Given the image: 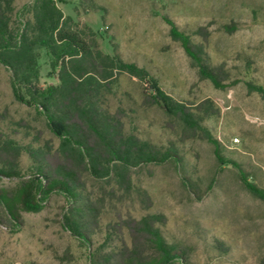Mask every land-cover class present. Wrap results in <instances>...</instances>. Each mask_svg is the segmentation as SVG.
Returning a JSON list of instances; mask_svg holds the SVG:
<instances>
[{"label": "rangeland", "instance_id": "obj_1", "mask_svg": "<svg viewBox=\"0 0 264 264\" xmlns=\"http://www.w3.org/2000/svg\"><path fill=\"white\" fill-rule=\"evenodd\" d=\"M30 0H13L15 27ZM63 16L85 29L100 50L118 55L143 71L139 80L115 75L104 107L118 112L124 131L159 153L174 150L179 162L139 163L129 167L128 180L111 173L84 172L89 197L101 207L100 225L160 215L164 239L184 249L173 264H264V0H57ZM225 26L233 28L227 32ZM207 29V39L194 32ZM89 30V32H88ZM183 31L201 46L207 62L228 74V86L215 88L201 77L172 32ZM38 81L56 84L47 58L39 52ZM175 101L194 109L211 105L213 114L200 126L219 143L221 164L212 144L199 132L156 104H149L148 82ZM204 105V106H205ZM203 108V106H202ZM201 110V109H200ZM200 115V114H199ZM53 149L60 138L48 128L36 106L18 99L10 72L0 64V141ZM20 178L3 179L14 189L29 179L34 165L26 151L19 157ZM36 212H22L13 222L0 207V264H89L87 246L67 220L68 204L60 193L40 201ZM129 242L126 229L121 230ZM103 233L93 237L101 242Z\"/></svg>", "mask_w": 264, "mask_h": 264}, {"label": "trees", "instance_id": "obj_2", "mask_svg": "<svg viewBox=\"0 0 264 264\" xmlns=\"http://www.w3.org/2000/svg\"><path fill=\"white\" fill-rule=\"evenodd\" d=\"M56 3L57 0H30L15 27L13 0H0V64L10 72L15 96L24 97L40 109L49 130L60 138L56 149L49 144L23 146L9 138L1 139L0 181L21 177L18 165L22 151L32 161L34 173L14 189L0 187V207L18 223L22 212L38 211L40 201L57 192L69 206L67 220L73 234L88 248L89 264H173L185 258L186 253L160 233L156 225L163 223L162 216L128 218L102 229L101 207L86 193L82 180L84 172L99 177L113 173L125 182L129 167L139 163H161L166 159L179 162L174 150L159 153L152 145L126 134L120 114L111 113L103 105L115 75L127 73L142 80L143 71L123 62L118 55L103 53L85 29L63 16ZM225 30L232 32L233 28L225 26ZM194 33L204 40L209 35L204 27ZM171 35L202 78L218 89L228 86V74L209 65L202 47L192 44L189 35L183 31ZM39 52L45 54L56 84H39ZM147 82L153 92L147 95L149 104L177 117L186 129L199 132L212 144L221 164L237 168L236 163L221 155L219 143L200 126L204 117L213 114L211 105L204 102L191 109ZM252 88L264 94L261 87ZM243 182L252 194L264 200L263 192L246 179ZM122 229L127 230L129 242L122 236ZM99 233H103L102 241L95 244L93 237Z\"/></svg>", "mask_w": 264, "mask_h": 264}]
</instances>
